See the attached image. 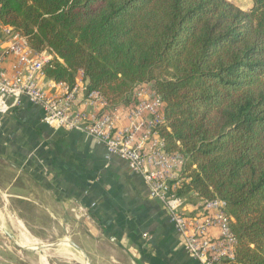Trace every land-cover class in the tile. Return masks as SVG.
I'll return each mask as SVG.
<instances>
[{
  "label": "trees",
  "instance_id": "obj_1",
  "mask_svg": "<svg viewBox=\"0 0 264 264\" xmlns=\"http://www.w3.org/2000/svg\"><path fill=\"white\" fill-rule=\"evenodd\" d=\"M248 1L0 0V25L52 54L47 79L82 72L112 108L138 84L161 95L157 131L184 158L174 193L227 204L224 264H264V0Z\"/></svg>",
  "mask_w": 264,
  "mask_h": 264
},
{
  "label": "crops",
  "instance_id": "obj_2",
  "mask_svg": "<svg viewBox=\"0 0 264 264\" xmlns=\"http://www.w3.org/2000/svg\"><path fill=\"white\" fill-rule=\"evenodd\" d=\"M133 105L116 106L120 125L127 123ZM42 115L25 98L20 106L0 113V160L15 171L5 191L13 190L17 199L31 202L34 212H46L52 225L70 231L80 226L82 238H92L95 246L100 241L112 246L128 255L131 264H199L184 250L166 208L149 196L140 175L123 159L106 158L102 144L78 131L49 127ZM27 182L32 184L30 189ZM182 199L183 213L201 214L198 201ZM83 207L90 213L77 219L72 210ZM55 229L51 227L52 234ZM86 249H91L90 241Z\"/></svg>",
  "mask_w": 264,
  "mask_h": 264
},
{
  "label": "built area",
  "instance_id": "obj_3",
  "mask_svg": "<svg viewBox=\"0 0 264 264\" xmlns=\"http://www.w3.org/2000/svg\"><path fill=\"white\" fill-rule=\"evenodd\" d=\"M51 57L46 50L33 49L20 32L0 25V113L20 106L25 98L43 111L41 120L49 127L78 131L102 144L106 158L123 159L143 178L149 196L166 208L190 257L199 264L232 260L237 239L224 200H203L199 215L181 210L184 200L176 196L174 188L181 181L184 158L178 152H167L157 131L164 122L161 95L147 83L135 85L132 95L136 102L126 114L127 123L120 125L119 110L97 90L88 89L82 72L72 88L47 79L43 65ZM88 213L87 208L80 209V214Z\"/></svg>",
  "mask_w": 264,
  "mask_h": 264
},
{
  "label": "rangeland",
  "instance_id": "obj_4",
  "mask_svg": "<svg viewBox=\"0 0 264 264\" xmlns=\"http://www.w3.org/2000/svg\"><path fill=\"white\" fill-rule=\"evenodd\" d=\"M229 1L243 10H247L250 6L248 0ZM147 84L152 86L150 83ZM133 100L131 94L132 104L134 103ZM5 164V162L0 160V216L3 225L11 232L12 237L9 238L8 234L4 233L0 227V264H84L81 258L88 261V264H131L128 255L119 254L117 249L112 248V246H106L101 241L98 242V246H95L96 242L91 240L92 238L89 240V237H83L88 240L85 241L81 237L84 235V231L80 226L70 231L69 229L64 230L60 226L52 225L53 220L46 212H34L31 202L17 199L13 190L5 191L4 188L10 180V176L15 173L12 168L6 167ZM1 180H3L2 183ZM31 186V182H27L29 189ZM16 187L13 186V189ZM19 188H22L21 185H19ZM20 190L24 192L22 189ZM193 199L200 203L199 207H202L200 198L197 196L187 197V201ZM72 213L77 215L75 216L77 219L86 218V216L80 214V211L75 212L72 210ZM18 221H21V227ZM51 227L56 228L55 234L51 233ZM24 235L30 239L41 241L45 248L31 250L21 247L19 241L21 240L20 237ZM89 241L90 250L86 249ZM70 242L77 246L78 249L71 247V245L69 246ZM65 247L76 252V254L69 253Z\"/></svg>",
  "mask_w": 264,
  "mask_h": 264
},
{
  "label": "bare ground",
  "instance_id": "obj_5",
  "mask_svg": "<svg viewBox=\"0 0 264 264\" xmlns=\"http://www.w3.org/2000/svg\"><path fill=\"white\" fill-rule=\"evenodd\" d=\"M4 210V209H3ZM2 210V211H3ZM9 212V211H8ZM4 213V212H3ZM18 219V218H17ZM14 224V223H13ZM18 224L19 226L21 227V221H18ZM9 225V224H8ZM12 226V225H11ZM0 227L2 229V231L4 233H7L9 238L12 237V234L11 232L3 225V222H2V219H1V216H0ZM17 228V227H16ZM23 229V228H22ZM17 231V230H16ZM25 232V231H24ZM25 234V233H24ZM16 235V234H15ZM20 236V235H19ZM18 238V237H17ZM21 240L19 241V244L21 247L23 248H26V249H31V250H36V249H40V248H45V245L43 243H41V241H37L36 239H30L28 238L26 235H24L23 237H20ZM19 239V238H18ZM16 242V241H15ZM18 242V241H17ZM47 245V244H46ZM69 246L71 245V247L75 248V249H78L77 246H75L72 242H70L68 244ZM69 253L71 254H76V252L70 250L69 248L65 247ZM80 250V249H79ZM41 255V254H40ZM46 255V254H45ZM77 257V255H74ZM80 256V255H79ZM77 258H80V257H77ZM86 259V258H85ZM81 261H83L84 264H88V261L84 260L81 258Z\"/></svg>",
  "mask_w": 264,
  "mask_h": 264
}]
</instances>
